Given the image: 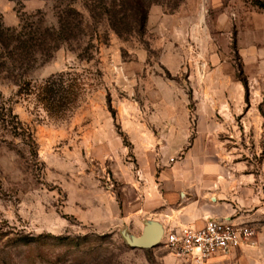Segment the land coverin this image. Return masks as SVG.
<instances>
[{"label": "rangeland", "instance_id": "1", "mask_svg": "<svg viewBox=\"0 0 264 264\" xmlns=\"http://www.w3.org/2000/svg\"><path fill=\"white\" fill-rule=\"evenodd\" d=\"M172 3L152 5L153 24L125 37L79 5L81 31L0 64V106L10 108L0 120V264H264V8ZM71 4L0 0V24L57 27ZM61 72L84 89L67 115L51 116L25 90ZM163 152L165 165L235 172L234 217L257 228L252 243L204 262L128 244L123 230L139 235L140 224L120 215L143 183L138 159L154 153L162 165Z\"/></svg>", "mask_w": 264, "mask_h": 264}, {"label": "crops", "instance_id": "2", "mask_svg": "<svg viewBox=\"0 0 264 264\" xmlns=\"http://www.w3.org/2000/svg\"><path fill=\"white\" fill-rule=\"evenodd\" d=\"M152 12L153 10L148 17V25L153 24ZM171 18L173 17L166 15L164 22ZM163 154L162 165L154 153L139 157L143 183H134L136 187H131L132 198L125 201L124 214L120 215L126 222L140 224L139 235L148 219L160 221L164 229L178 226L201 227L207 219L213 217H228L235 222H244L239 221V217H234L240 209L241 197L237 183L241 180L231 168L165 165L168 163L169 153ZM227 172L230 173V178H226ZM227 182L233 184L230 189L226 187Z\"/></svg>", "mask_w": 264, "mask_h": 264}, {"label": "trees", "instance_id": "3", "mask_svg": "<svg viewBox=\"0 0 264 264\" xmlns=\"http://www.w3.org/2000/svg\"><path fill=\"white\" fill-rule=\"evenodd\" d=\"M182 0H73L66 15H60L57 27H45L28 29L27 26L6 27L0 24V50L10 49L9 54L2 65L7 64L8 58L14 60L15 53H18L20 61H25L37 52L39 46H44L48 41L54 42L58 48L64 40L81 31L84 25V12H88L95 23L105 22L120 37L142 35L147 30L150 8L154 4H170L174 10ZM261 8H264V0H253ZM82 9H78V6ZM30 25H38L31 24ZM68 40V39H67ZM12 48V49H11ZM22 88L20 92L26 91V96L33 95L39 102L40 107L45 109L49 115H67L68 106L77 102L82 94L84 86L77 79L69 77V72H61L52 75L37 87ZM248 92V85L245 82ZM24 94V93H23ZM10 109V108H9ZM5 105L0 106V120L9 111ZM19 132V129L16 128ZM30 134V133H29ZM31 138H33L32 134ZM34 142V140L32 139Z\"/></svg>", "mask_w": 264, "mask_h": 264}, {"label": "built area", "instance_id": "4", "mask_svg": "<svg viewBox=\"0 0 264 264\" xmlns=\"http://www.w3.org/2000/svg\"><path fill=\"white\" fill-rule=\"evenodd\" d=\"M257 228L228 217H213L201 227H167L161 243L182 259L204 262L217 254L249 245Z\"/></svg>", "mask_w": 264, "mask_h": 264}, {"label": "water", "instance_id": "5", "mask_svg": "<svg viewBox=\"0 0 264 264\" xmlns=\"http://www.w3.org/2000/svg\"><path fill=\"white\" fill-rule=\"evenodd\" d=\"M164 231V226L160 221L148 219L145 221L143 231L140 235L131 234L127 229L123 230V235L132 247L153 248L161 243Z\"/></svg>", "mask_w": 264, "mask_h": 264}]
</instances>
